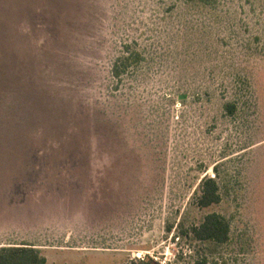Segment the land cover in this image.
Segmentation results:
<instances>
[{
	"label": "rangeland",
	"instance_id": "1",
	"mask_svg": "<svg viewBox=\"0 0 264 264\" xmlns=\"http://www.w3.org/2000/svg\"><path fill=\"white\" fill-rule=\"evenodd\" d=\"M127 44L143 59L117 82ZM204 177L221 202L202 209ZM211 213L224 245L193 237ZM24 244L264 264V0H0V248Z\"/></svg>",
	"mask_w": 264,
	"mask_h": 264
},
{
	"label": "trees",
	"instance_id": "2",
	"mask_svg": "<svg viewBox=\"0 0 264 264\" xmlns=\"http://www.w3.org/2000/svg\"><path fill=\"white\" fill-rule=\"evenodd\" d=\"M186 3L200 4L205 7H213L218 0H183ZM140 52L131 49L127 44L123 47V54L118 57L112 67L111 76L117 82L127 75L132 69L137 68L142 62ZM226 111L233 115L236 108L232 104L225 106ZM221 202L219 184L215 177H204L198 189L197 206L205 209ZM193 237L200 242H212L217 245H224L229 239L230 228L228 222L216 213L208 214L201 224L193 228ZM0 264H46V259L40 250L32 245H21L14 247L0 248ZM124 264H156L147 256L133 259ZM197 264H206L205 260Z\"/></svg>",
	"mask_w": 264,
	"mask_h": 264
}]
</instances>
